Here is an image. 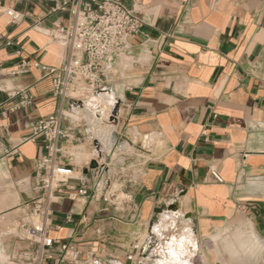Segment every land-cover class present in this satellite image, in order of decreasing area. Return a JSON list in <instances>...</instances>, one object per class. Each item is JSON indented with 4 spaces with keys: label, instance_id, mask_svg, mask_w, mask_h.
Returning a JSON list of instances; mask_svg holds the SVG:
<instances>
[{
    "label": "crops",
    "instance_id": "crops-1",
    "mask_svg": "<svg viewBox=\"0 0 264 264\" xmlns=\"http://www.w3.org/2000/svg\"><path fill=\"white\" fill-rule=\"evenodd\" d=\"M142 2L139 65L130 88H116L120 119L112 147L103 149L101 186L119 201L53 205L50 235L62 243L76 235L78 244L75 253L55 245L44 264H88L89 255L93 264H177L171 244L184 236L196 246L187 245L188 264H264V0ZM54 8L51 0H0V264L34 251L17 230L29 217L45 153L42 138L28 140L32 125L69 107L38 71L9 74L23 60L65 63L67 48L53 36L71 16ZM22 91L33 105L8 111L20 101L9 95ZM88 140L71 161L76 169L93 159L83 157L93 150ZM82 210L88 226L77 224ZM73 212L76 224H67ZM223 237L256 254L233 258Z\"/></svg>",
    "mask_w": 264,
    "mask_h": 264
},
{
    "label": "built area",
    "instance_id": "built-area-1",
    "mask_svg": "<svg viewBox=\"0 0 264 264\" xmlns=\"http://www.w3.org/2000/svg\"><path fill=\"white\" fill-rule=\"evenodd\" d=\"M51 1L55 3V11L69 12L71 16L70 25L58 27L53 36L67 48L65 63L55 68L39 61L23 60L9 73L18 77L36 70L42 79L51 80L54 97L69 102L68 109L32 125V136L28 140L35 142L42 138L45 153L37 161L36 196L29 217L17 225V230L34 246V251L21 254L18 264H44L51 257L49 252L55 245L65 253L76 252V235L70 236L65 243L50 235L53 205L60 200L69 199L78 209L92 200L112 205L113 200L119 201L115 196L117 192L112 193L110 187L101 186L105 176L102 144L92 141L93 159L87 168L76 169L71 163L80 145L89 138L86 125L72 115L90 98L111 91L112 103L107 106L98 104L96 112L103 115L106 124L115 125L119 121L123 97L117 94L116 88H130L127 79L139 65L133 55L135 41L142 36L147 25L142 0H133L131 7L123 0ZM12 17L16 20L14 15ZM9 97H20L18 103L7 106V110L13 113L31 107L34 102L26 91ZM64 123H68V129L64 128ZM212 177L217 183H223L215 171ZM75 215L74 212L68 214L66 223L76 224ZM78 216L77 224L88 226L90 216L84 210ZM92 258V255L88 256V264L94 263Z\"/></svg>",
    "mask_w": 264,
    "mask_h": 264
},
{
    "label": "bare ground",
    "instance_id": "bare-ground-1",
    "mask_svg": "<svg viewBox=\"0 0 264 264\" xmlns=\"http://www.w3.org/2000/svg\"><path fill=\"white\" fill-rule=\"evenodd\" d=\"M112 99H113V93L111 91H108L107 93H105L104 95L99 96V97H92L88 101L85 102L84 106H82L81 109H79L77 112H75L74 115H72L75 119L82 121L86 125V127L88 129L87 132H88L89 135H91L90 129H89V128H91L92 135L94 134L93 137L97 138L98 141H100L101 143L102 142H109L110 141V137L108 135V130L105 127L101 126V124H103V122H104L103 115L101 113L96 112V109H97L98 104H103V105H106V106L108 104H111L112 101H113ZM81 115L85 119H87L90 124L87 125L85 123V121L82 119ZM74 156H75V154H74ZM79 156H80V154H79ZM84 156H86V155H84ZM80 157H82V156H80ZM85 158L86 157H84V160H85ZM89 160H91V159H89ZM81 161H82V159H81ZM86 162H87V160H86ZM174 215L177 216L176 213ZM194 240L196 241V239H194ZM188 243L189 244H193V242H192L190 237L184 236L182 238V240L178 239L176 242L173 241V243L171 244L170 253H171L172 259L177 264H188V259L190 258V255H191V254L190 255L188 254V252H189L188 249H187V247H189V246H187ZM193 246H194V244H193ZM194 247H196V246H194ZM252 251L253 250H251L250 247H246V246L243 245V247L240 250H236V249L235 250H231L229 252L231 254H229V255L232 256L233 258L234 257H241V256H245L246 254H249ZM192 252H194V251H192ZM191 257H194V256L191 255Z\"/></svg>",
    "mask_w": 264,
    "mask_h": 264
},
{
    "label": "rangeland",
    "instance_id": "rangeland-1",
    "mask_svg": "<svg viewBox=\"0 0 264 264\" xmlns=\"http://www.w3.org/2000/svg\"><path fill=\"white\" fill-rule=\"evenodd\" d=\"M82 116V115H81ZM82 119L85 121V123L88 125V124H90L89 123V121L87 120V119H85L83 116H82ZM93 124V123H92ZM101 126H103V127H105L107 130H108V135H109V137H110V141L109 142H100V141H98V139L97 138H95V137H93V135H92V132H91V128H89L90 129V133H91V135H89V139L90 140H96L98 143H100V144H102L103 145V147L104 148H106V149H110L111 147H112V144H113V140H112V135H113V129L114 128H116V126L115 125H113L112 123H111V125H109V124H106L105 122H103V124H101ZM90 140H88L87 142H88V144H92V141H90ZM87 148H88V145H87ZM89 149V148H88ZM89 153V154H88ZM88 154V155H87ZM87 154H86V156H84V157H86L85 158V161L87 160H89V159H91L92 158V156H93V150L92 151H89V152H87ZM90 155V156H89ZM81 156V155H80ZM79 156V157H80ZM89 157V158H88ZM91 157V158H90ZM117 189V188H116ZM116 189H115V191H116ZM118 190V189H117ZM118 195V194H117ZM184 228V227H183ZM226 238V239H225ZM228 238H230V237H223V244H224V249H225V251L227 252V254H231V253H229L231 250H235L234 248H235V243L234 244H227L228 242H227V239ZM234 238V237H233ZM225 239V240H224ZM215 242L216 241H218L219 240V238H214L213 239ZM221 243V244H222ZM223 246V245H222ZM218 247H220V245L218 244ZM256 254V251H252V252H250L249 254H246L245 256H248V255H255Z\"/></svg>",
    "mask_w": 264,
    "mask_h": 264
}]
</instances>
